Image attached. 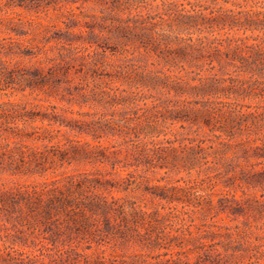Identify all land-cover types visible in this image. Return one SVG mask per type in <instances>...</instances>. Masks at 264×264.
Wrapping results in <instances>:
<instances>
[{"label": "trees", "instance_id": "obj_1", "mask_svg": "<svg viewBox=\"0 0 264 264\" xmlns=\"http://www.w3.org/2000/svg\"><path fill=\"white\" fill-rule=\"evenodd\" d=\"M111 2L108 23L99 32L91 27L86 54L75 45L82 37L75 39L70 25L66 32L45 35L47 43L55 40L49 50L56 52H45L40 64L46 67L25 71L21 59H2L32 53L13 41L1 43L0 94L30 89L92 111L69 118V109L57 105L43 110L0 98V172L63 175L0 190V219L40 250L44 242L69 252L76 242L91 248L92 243L135 241L165 249L158 255L182 264L189 249L172 243L176 235L168 236L173 217L213 213V188L221 179L229 187L219 199L221 209L234 214L241 205L236 190L264 188V169L239 162L240 152L247 158L253 145L264 148V103L243 101L264 98V0ZM6 5L49 11L38 0H6ZM6 19L0 18V28L11 26ZM114 41L142 47L147 56L119 50ZM108 50L125 55H107ZM63 127L77 137L54 143L65 135ZM111 137L119 143L101 142ZM81 165L91 168L67 171ZM131 167L125 176L118 172ZM163 170L157 180L167 182L151 184ZM183 172L184 184H170ZM129 191L138 197L114 195ZM249 228L239 229L235 241L234 233L226 232L228 241L221 246L235 264H244V258L247 264H264V234L253 242ZM5 256V264H57L12 246Z\"/></svg>", "mask_w": 264, "mask_h": 264}, {"label": "rangeland", "instance_id": "obj_2", "mask_svg": "<svg viewBox=\"0 0 264 264\" xmlns=\"http://www.w3.org/2000/svg\"><path fill=\"white\" fill-rule=\"evenodd\" d=\"M42 5H49V11L35 13L34 11L26 10L19 6L6 5V0H0V18L5 17L6 20H12L11 26L8 24L1 25L0 28V45L1 43H9L11 41L15 44H19L20 47L28 52L32 53L29 56H3L2 59L6 61L16 62L19 59L22 60V64L25 65V71L34 69L38 66L46 67L47 63L40 64L43 59V55L48 51V55L52 56L56 52L50 51L51 45L55 44V40L46 42L45 35L48 37L56 35V32H66L67 25H70V31L75 33L80 40L75 43L78 47H89V43L86 41L91 37V27H95L97 32L100 31L101 27L106 25L104 18L109 17L108 15L112 12L113 6L111 0H38ZM160 2V0H158ZM230 5V4H229ZM120 12V9L116 10ZM31 24V25H30ZM48 29V30H47ZM84 39V40H83ZM86 39V40H85ZM45 43H47L45 45ZM118 49L127 48L130 51L135 50V55L147 56L144 48L136 47L133 44H118L113 42ZM18 45V46H19ZM16 49H18L16 47ZM56 51V50H55ZM37 53V57L35 55ZM87 53V50L84 52ZM0 55H5L4 53ZM101 55V54H100ZM107 55H125L120 52L107 51ZM132 55V54H129ZM113 59H119L120 57H112ZM75 84H79L78 78L75 80ZM6 94H0L2 100L22 101L28 104V107H38L45 109L47 105H57L59 108L69 109L67 117L78 118V111H92L90 106H84L81 108L77 104L71 105L66 102H62L56 98L47 97L42 92L34 91L30 93V89L25 92L13 91L12 88H8ZM244 102L256 105L264 103L263 97H251L245 98ZM73 111V113L71 111ZM41 125L40 122H38ZM63 135L56 137L53 142L62 140L65 141V137L76 138L75 132H70L63 127ZM82 138V137H81ZM89 140L93 143L91 137L82 138ZM104 144L119 143L117 138H103L101 140ZM250 147L249 154L245 158L243 153L240 154L239 162L244 165L252 164L255 170L264 169V148ZM91 168V166H71L67 169L68 172H74L76 169ZM129 170L125 168H119V173L125 176ZM62 172V171H60ZM164 170L160 171L157 175H154V180L151 184L161 183L165 184L167 180H160L157 178L163 176ZM61 174V173H60ZM63 175H52L46 177H21L18 175H12L8 172H0V190H8L12 187H16L22 184L37 183L45 178H59ZM183 177V180L177 182L179 178ZM187 175L183 172L178 176L170 179V184H184V179ZM229 187L226 186L223 179L217 181L213 188L212 198L214 201L215 209L213 213L206 216L201 213L183 214L180 216L173 217L169 223L170 226L167 228L168 236L172 238V243L176 244L182 242L188 247V251L182 254V264H235V259L229 255L230 251H225L221 246L222 243H227V238L224 236L226 232L234 233L232 240L237 239L236 233L239 229L249 228L251 234V241L255 242V239L259 235L264 234V188L261 185L256 187L245 188L243 192L241 189L236 190V198L241 202L240 207L237 210V214L230 212L229 210L224 211L219 202V199L223 198L224 192ZM115 196H134L138 197L139 193L129 192H115ZM229 199H232L229 196ZM259 200L260 205L256 202ZM229 229V230H228ZM172 236V237H171ZM46 248L43 247L40 250V246L33 247L30 245V239L26 242L20 238L17 231L12 223L6 220L0 219V264H5L7 257L5 256L9 246L20 251H26L32 255H38L45 261L50 259H56L57 264H172L171 261L167 262V259L171 258L170 255H158L163 253L165 249H148L140 243L135 241H110L101 244L92 243L91 248H87L86 242H76L75 246L69 252L63 250V246L58 244L54 247L51 243L44 242ZM234 245V244H233ZM236 245V244H235ZM69 246V245H66ZM61 249V250H59ZM43 254L41 255V253ZM235 256H239L240 252H235ZM79 256L78 261L75 257ZM87 256V257H84ZM264 257H260V262H264ZM87 259V260H86ZM244 264H247L249 260L243 259Z\"/></svg>", "mask_w": 264, "mask_h": 264}]
</instances>
